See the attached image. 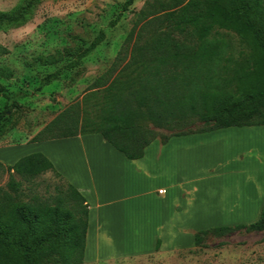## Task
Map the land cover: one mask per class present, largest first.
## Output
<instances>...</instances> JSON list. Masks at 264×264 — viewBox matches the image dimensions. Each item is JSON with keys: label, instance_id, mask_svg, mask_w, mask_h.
Here are the masks:
<instances>
[{"label": "trees", "instance_id": "16d2710c", "mask_svg": "<svg viewBox=\"0 0 264 264\" xmlns=\"http://www.w3.org/2000/svg\"><path fill=\"white\" fill-rule=\"evenodd\" d=\"M34 1L13 12L0 11V27L22 22ZM135 1L123 3L111 27ZM139 16L114 62L93 82L83 102L61 112L33 142L100 133L128 158L138 159L157 138L166 143L172 136L264 126V0H153ZM219 30L235 33L247 46L232 67L221 66L222 75L213 68L228 45ZM105 38L100 30L88 46L76 49L73 60L47 73L36 91L59 79L63 71L78 67ZM92 97L101 100L100 115L97 124L87 126L84 105ZM196 117L207 127L175 130L176 123ZM151 126L173 132L157 136ZM5 169L31 179L48 172L58 174L42 153L27 155ZM8 186L15 194L0 189V264H83L88 210L82 195L68 186L72 196L86 205L84 222L62 203L21 200L13 176ZM240 230L264 232V207L251 224L196 233V246L205 235Z\"/></svg>", "mask_w": 264, "mask_h": 264}, {"label": "rangeland", "instance_id": "374dc122", "mask_svg": "<svg viewBox=\"0 0 264 264\" xmlns=\"http://www.w3.org/2000/svg\"><path fill=\"white\" fill-rule=\"evenodd\" d=\"M28 1L0 0V11L13 12L25 6ZM125 1L37 0L22 22L0 27V114H3L0 117V145H19L34 140L61 112L77 102H83L93 82L114 62L140 17L139 12L153 0H136L130 9L123 13L120 21L111 27L110 22L121 12ZM100 30L105 32L106 38L91 55L83 59L72 71H63L59 79L42 91H36L47 73L62 68L73 60L76 49L88 46ZM219 31L223 32L221 37L226 39L228 45L222 61L213 64L216 75L225 74L221 66L226 64L229 68L232 67L235 61L242 58V52L247 51V46L235 33ZM215 32L213 31V36L216 35ZM8 74L11 76L8 77ZM87 100L84 108L87 110L85 125L88 126L97 124L101 100L93 97ZM175 126L178 131H200L207 127L197 117L191 122L176 123ZM151 128L161 137L173 132L168 127ZM211 140L218 145H224L226 150H233L239 145L244 152L247 148H251L254 153L264 149V139L259 133H217ZM203 141L199 142L200 145L206 144ZM30 149L32 148H22L26 151ZM221 151L220 148L214 147L201 149L199 172H202L205 166L212 165L220 157ZM12 154L10 153V156ZM242 154L246 157L248 153ZM240 168L244 169L246 166L242 165L236 169ZM248 172L249 169L242 173L243 176H231L225 186H234L235 190L239 191L238 195L243 198L252 196L253 191L255 194L258 192L259 196L261 190L264 191V180L259 182ZM11 176L18 183L16 187L19 188L21 200H34L48 205L62 203L63 207L74 212L77 220L84 222L86 205L72 196L67 182L60 175L48 172L37 178H24L6 171L5 165L0 164V189L15 194L8 186ZM146 228L147 223L143 226L144 230ZM108 239H105V243ZM109 246L120 250H106L108 253L125 251L121 247ZM92 255L91 252L88 257ZM91 264H264V232L240 230L221 236L209 234L203 237L199 246L192 249L157 252L143 257Z\"/></svg>", "mask_w": 264, "mask_h": 264}, {"label": "crops", "instance_id": "0c3cea01", "mask_svg": "<svg viewBox=\"0 0 264 264\" xmlns=\"http://www.w3.org/2000/svg\"><path fill=\"white\" fill-rule=\"evenodd\" d=\"M225 132L259 133L264 139V126L228 127L172 136L166 143L157 138L143 157L131 159L102 134L88 133L0 145V162L14 165L27 155L42 153L67 185L82 195L88 210L83 264H91L192 249L200 231L256 222L264 207V191L243 198L234 186L225 184L247 169L259 182L264 180V149L254 153L247 148V156L240 145L226 150L212 142L214 134ZM202 140L205 145H200ZM210 147L220 148V157L199 172V152ZM242 165L246 168L236 169ZM115 225H122L125 232L119 243L114 240ZM139 236L141 241L131 247ZM109 245L125 251L113 254L120 249Z\"/></svg>", "mask_w": 264, "mask_h": 264}, {"label": "bare ground", "instance_id": "6f19581e", "mask_svg": "<svg viewBox=\"0 0 264 264\" xmlns=\"http://www.w3.org/2000/svg\"><path fill=\"white\" fill-rule=\"evenodd\" d=\"M115 226L118 227V231L117 232L115 231V233H114L115 237H116V238H114V240L118 241V243H119V236H121V238H123L125 232H124V228L122 225H118V226L115 225ZM140 241H141V238L139 236L133 241V243H131V247H133V245L138 244ZM134 248H136V246Z\"/></svg>", "mask_w": 264, "mask_h": 264}]
</instances>
